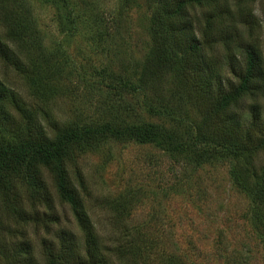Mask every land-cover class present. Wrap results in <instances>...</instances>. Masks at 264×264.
Returning a JSON list of instances; mask_svg holds the SVG:
<instances>
[{
  "label": "rangeland",
  "instance_id": "374dc122",
  "mask_svg": "<svg viewBox=\"0 0 264 264\" xmlns=\"http://www.w3.org/2000/svg\"><path fill=\"white\" fill-rule=\"evenodd\" d=\"M244 2L229 0L227 19L221 14L224 9L215 11L217 18H224L214 22L212 34L218 39L206 50L227 84L236 83L237 78L223 57L228 47L224 39L230 37L239 61L240 43H253L264 63V0ZM192 11L205 20V9ZM152 16L153 7L146 0L129 5L123 0H0V26L4 28L11 18H22L40 41V46H23V56L30 61L31 55L43 69L47 65L61 71L51 85L54 94L48 104L58 119L78 124L112 117L120 123L152 122L190 138L201 115L190 100V90L176 92L182 85L179 70L163 73L155 81L157 90H128L120 97L107 88L125 80L138 82L153 43ZM102 74L106 76L102 88L93 87ZM0 76L34 101L30 80L23 74L0 64ZM263 95L244 98L230 114L248 115L255 103L264 113ZM158 98L175 101L174 115L150 113L149 109H160ZM263 165L261 152L254 168L260 170ZM239 170L251 183L253 172L244 158L200 163L153 144L130 141H107L79 154L70 166L104 246L123 244L119 258L110 255L112 264H158L164 256L166 264L171 254L176 255L175 264H264V204L237 186L233 174ZM47 181L59 216L49 231L34 222L13 219L0 198V220L8 227L9 242H28L38 260L43 258L41 242L55 239V232L66 229L80 239L84 236L69 205ZM17 193L22 208L45 210L46 206L31 202L24 185H18ZM135 240L142 251H136ZM0 264L7 263L0 257Z\"/></svg>",
  "mask_w": 264,
  "mask_h": 264
},
{
  "label": "trees",
  "instance_id": "16d2710c",
  "mask_svg": "<svg viewBox=\"0 0 264 264\" xmlns=\"http://www.w3.org/2000/svg\"><path fill=\"white\" fill-rule=\"evenodd\" d=\"M123 1L127 5L136 2ZM146 1L153 7L150 27L153 43L139 80L137 83L125 80L107 88L114 89L120 97L128 90H157L155 81L160 80L163 73L179 70V85H182L176 92L190 90V100L201 115L190 138L176 129L152 122L120 123L112 117L108 121L78 124L58 119L50 112L48 104L54 94L51 85L61 71L47 65L43 69L35 58L29 55V61L21 52L23 46H40L33 26L22 18H11L4 28L0 26V64L11 66L30 80L29 93L34 99L32 102L25 99L19 89L0 76V198L13 219L34 222L49 231L50 226L59 221L49 178L56 195L69 205L84 232L81 239L66 229L55 232V239L41 242L43 258L38 260L28 242H9L8 227L0 220V257L7 264H112L110 255L118 258L122 255V243L104 246L70 171L79 154L98 149L107 141L153 144L200 163L244 158L254 179L248 182L239 170L233 174L234 181L264 204V165L260 170L254 168L255 159L264 152L262 107L255 103L248 115L241 117L229 112L244 98L264 94V63L260 52L251 42H237L242 52L239 61L230 37V41L224 39L228 47L223 57L227 58L230 71L237 78L236 83L227 84L209 61L206 50L214 47L218 39L212 34L214 22L224 18H217L215 11L224 9L225 13L221 14H226L227 19L231 13L229 0ZM196 8L206 10L204 21L192 15ZM101 77L91 85L102 88L106 76ZM184 84L188 86L184 88ZM158 102L160 109H149L150 113L174 115L173 99L158 98ZM21 184L27 188L31 202L47 207L44 211L34 208L29 212L19 205L17 187ZM262 231L264 235V224ZM135 247L136 251H142L140 244ZM168 258L166 264H175V254ZM164 261L165 256L158 264Z\"/></svg>",
  "mask_w": 264,
  "mask_h": 264
}]
</instances>
